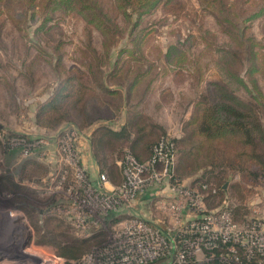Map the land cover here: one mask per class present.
<instances>
[{
  "label": "rangeland",
  "instance_id": "1",
  "mask_svg": "<svg viewBox=\"0 0 264 264\" xmlns=\"http://www.w3.org/2000/svg\"><path fill=\"white\" fill-rule=\"evenodd\" d=\"M180 6L173 13L160 5L138 20V15H133L129 23L121 16L125 33L110 49L112 66L105 57L97 62L94 50L104 54L100 36L94 33L90 39L79 17L55 16L39 28L40 22L19 25L13 20L18 19L15 12L11 17L0 11V264H109L110 256L99 248L104 245L107 251L112 247L124 219L107 222L101 218L97 221L98 234L85 238L62 213L52 212L57 206H69L70 210V202L83 195L69 188L74 186L70 174L60 184L51 185V173L60 162L59 155L52 151L56 149L57 136L66 127H77L81 132L82 163L92 179L105 173L111 184L119 186L123 183L118 184L123 151L130 149L138 136L136 113L144 115L147 123L145 134L135 143L137 147L163 134L176 139L173 161L186 184L195 178L210 179L225 187L226 199L235 208L239 221L262 216L264 169L251 160L250 164L234 167L213 164L201 157L190 160L189 133L190 118L202 96L213 82L223 81L245 102L251 117H257L264 134V75L259 76L261 94L251 84L245 87L228 76L226 69H220L217 49L230 40L214 15L198 0H179L177 8ZM251 9L244 17L254 11ZM245 25L264 52V14L248 18ZM138 34L146 37L135 44L133 39ZM171 46L185 54L183 64L178 66L165 55ZM128 49L136 50L134 56ZM89 61L98 63L104 72L110 71L106 83L122 93L125 101L113 97L115 100L107 104L102 98L101 119L86 123L66 115L67 91L59 89L68 75L77 70L87 73L85 65ZM115 67L123 70L122 76L112 77ZM246 67L242 66L243 73ZM146 70L149 72L143 85L150 84L142 100L137 101L140 96L136 95L126 99L131 76ZM82 78L88 80L87 75ZM19 137L31 141L51 139L52 144L46 147L48 155L24 154L13 144ZM88 159L92 160V168H88ZM87 210L91 214L93 209ZM219 263L217 259L214 262ZM150 264L169 263L160 258Z\"/></svg>",
  "mask_w": 264,
  "mask_h": 264
},
{
  "label": "trees",
  "instance_id": "2",
  "mask_svg": "<svg viewBox=\"0 0 264 264\" xmlns=\"http://www.w3.org/2000/svg\"><path fill=\"white\" fill-rule=\"evenodd\" d=\"M198 1L214 15L217 23L230 40L224 47L217 49L219 61L222 62L220 69H226V74L235 79L238 84L245 87L251 84L261 94L259 76L264 75V52L260 50V42L247 32L245 22L248 18L264 14V0ZM178 3L179 0H0V11L10 13L11 17L15 12V17L18 19L13 20L19 25L20 23L40 22L39 28L45 26L47 21L55 16L74 15L81 18L90 34V39L94 38V33H98L100 36L101 49L104 48V54L102 55L101 50H94V52L97 62H101L102 57L110 58L111 47L118 42V36L125 33V28L120 22L121 16L129 23L132 22L133 15H138V20L141 15L160 5L165 10L175 13L182 7L177 8ZM245 5L249 6L244 7ZM250 8H253L251 10L254 11L248 17H244ZM137 20L133 25L137 24ZM145 37L144 34L136 35L133 39L134 43L137 44L139 40L142 42ZM128 51L132 56L136 52L135 49H128ZM165 55L175 61L178 66L186 60L185 54L179 52L176 46H171ZM108 62V65H114L110 59ZM244 65L247 67L243 73L242 66ZM85 68L87 73L77 70L76 73L70 74L62 80L59 90L67 91L66 96L69 100L67 101L66 115L72 116L75 120L91 123L101 119L99 112L104 110L102 98H106L107 104L115 100L113 97L123 101L125 98L117 89H111L106 83L110 71L104 72L98 63L95 64L93 61L86 63ZM148 72L149 70L133 72L126 88L128 94L126 99L129 100L136 95L140 96L137 97V101L142 100L146 89H149L150 82L143 85V81L147 79L145 74ZM123 73L122 69L115 67L112 77L118 78ZM86 75L87 81L82 78ZM245 75L248 80L245 79ZM212 85L206 95L202 96L201 103H198L190 118V160L201 157L213 164L225 163L232 167L238 164H250L249 160H251L253 164L256 163L259 168L264 169L262 124L256 116L251 117L249 110L245 107V102H242L233 93L234 90L227 89L223 81L213 82ZM139 115L138 113L134 115V117H138L136 118L138 120L134 122L138 136L134 139L130 149L123 151V161L127 152H130L141 163L153 159L156 149L161 143H165L164 152L168 156L176 154L177 140L170 139L164 134L154 141H145V145L141 148L136 146L135 143L142 139L147 128L146 117ZM171 167L178 177L185 178L177 173L174 161ZM123 181L121 165V181L118 184ZM191 185L200 189L209 208H230L234 219L240 220L236 216L235 208L226 199L227 190L223 185H216L206 178H195ZM203 185L206 188H203ZM221 195L224 198L220 199ZM97 234L98 232L95 235ZM219 264L256 263L244 258L240 262Z\"/></svg>",
  "mask_w": 264,
  "mask_h": 264
},
{
  "label": "built area",
  "instance_id": "3",
  "mask_svg": "<svg viewBox=\"0 0 264 264\" xmlns=\"http://www.w3.org/2000/svg\"><path fill=\"white\" fill-rule=\"evenodd\" d=\"M80 133L71 125L57 136L52 153L59 155L60 162L50 182L60 184L70 174L74 186L69 188L83 195L70 202V210L57 206L51 211L62 213L85 238L97 233L101 218L124 219L112 247L99 248L110 256L109 264H150L160 258L169 264H214L216 259L232 263L244 258L264 264V213L236 221L230 208H209L200 189L174 173V154L164 152L165 143L153 159L143 163L127 152L119 186L111 184L105 173L92 179L82 163ZM13 144L26 155L41 156L48 155L46 147L52 143L51 139L19 137ZM117 254L121 257L115 259Z\"/></svg>",
  "mask_w": 264,
  "mask_h": 264
},
{
  "label": "crops",
  "instance_id": "4",
  "mask_svg": "<svg viewBox=\"0 0 264 264\" xmlns=\"http://www.w3.org/2000/svg\"><path fill=\"white\" fill-rule=\"evenodd\" d=\"M91 161L92 160L88 159L87 162H86L88 164V168H92V166H93V163ZM97 175L98 174H96V177L95 178H97Z\"/></svg>",
  "mask_w": 264,
  "mask_h": 264
}]
</instances>
